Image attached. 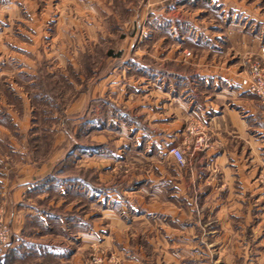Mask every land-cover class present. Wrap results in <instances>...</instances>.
<instances>
[{
    "label": "rangeland",
    "instance_id": "1",
    "mask_svg": "<svg viewBox=\"0 0 264 264\" xmlns=\"http://www.w3.org/2000/svg\"><path fill=\"white\" fill-rule=\"evenodd\" d=\"M159 1L163 2L0 0V122L8 132L0 138V151L7 152L13 143H18L25 149L22 158L28 156L31 160L43 162L52 158L50 175L55 178L56 185L66 178L74 181L81 177L86 182L88 196L85 200L79 201L73 192L63 196L55 187L54 191L35 203L53 213L46 219L50 229L34 221L40 232L38 236L48 234L52 237L49 239L54 240L55 253H67L70 264H212L211 260H217L221 250H209L207 244L217 246L227 240L228 236L219 229L222 225L228 224L231 229L241 228L240 233L232 234L235 235V243L248 239V243L252 244L255 233L264 234V158L257 160L260 164L255 167V160L247 154L248 150L241 157L246 166L240 172L246 174L247 182L257 183L256 188L248 185V191L243 196L239 195L242 189L239 181L232 178L229 191L232 200L226 199L229 179L215 162L209 168L210 175L204 177L199 185L194 177L196 171L190 173L188 162L197 151L206 148L217 150L220 146V139L212 132H206V123L199 117L184 120V132L178 143L173 145L185 156L186 163L179 167L181 172H185V183L190 184L178 196H167L170 189L163 186L168 192L164 199L148 200L143 196L142 189L130 194V187L124 184L127 176L143 178L144 152L133 146L136 138L133 140L130 133L125 136L126 128L122 137L115 132L117 122H109L110 113L117 112L114 118L118 115V120L124 121L128 107H134L126 103L128 88L133 89L131 81H137L136 86H139V82L148 76L126 70L121 77L128 84L109 91L104 97L96 98L91 94L100 78L112 71L115 62L128 61L123 52L138 49L152 53L158 48L159 39L165 37L163 43L167 50H175L176 53L180 49L182 52L189 50L191 55L184 56L186 59L182 61L185 64L167 60L164 66L181 71V76L190 78L192 71L196 70L192 66L193 58L207 49L206 45L193 46L189 33L191 27L207 28L210 23L216 24L214 33L224 37L227 21L240 20L248 37L256 36L263 40L256 44L252 40H249L251 43L247 41L248 49L242 57L235 54L229 42L222 40L216 45L226 52L218 53L214 59L217 64L226 61L237 72H243L240 82L250 76L253 66H257V81L264 85V0H226L236 7L228 11L221 10L224 0H216L211 6L208 0H197V3L187 5V0H167L173 5L164 14H158L159 8L154 4ZM174 4L178 6L177 10ZM179 7H183L182 10H178ZM241 8L243 10H239ZM199 9L204 11L197 13ZM175 18L183 23L181 33L185 35V42L182 46H177L171 33L170 25ZM156 20H164L161 27ZM135 37H141V40L133 42L130 39ZM237 47L234 45V48ZM110 50L119 57L108 58ZM141 60L154 64L150 58ZM211 60L205 59V62ZM183 77L179 74L165 76L167 85H176L172 93L175 91L176 95L181 93L184 96L188 89H193L198 103L204 96L216 99V90L211 82L195 79L190 84ZM248 93L256 106V114L248 115V122L254 128V118L264 121V96ZM84 95H87L86 107L80 108V98L82 101ZM137 95L143 98L144 93L138 92ZM116 97L119 98L117 111L115 105L111 106ZM8 110L23 116L20 123L23 134L9 119ZM240 113L246 116L244 111ZM88 120L93 121L90 124ZM107 122L108 129L113 131H99L100 128L107 129ZM100 134L108 138H100L103 142L92 138ZM79 144L83 148L97 147L102 153V157L89 155L86 171L78 166V152L75 157H66V153L73 148L78 149ZM8 156L9 160H14V155ZM168 156L155 161H169ZM112 165L113 171L110 170ZM237 171L239 173V170H234L231 174L235 178H238ZM152 172L158 175L157 171ZM122 177L124 181H119ZM93 191L102 194L103 198L97 201ZM105 209L110 212H105ZM60 217L64 218V222L60 221ZM0 218L10 234L1 212ZM78 220L85 222L80 234L72 226ZM209 230H215L211 239ZM229 249L225 254H233L234 261L240 264L242 256L234 254L239 253L234 247ZM254 249L251 246L247 251L248 258L257 253L264 255V245ZM224 255L219 259H225ZM261 264H264V259Z\"/></svg>",
    "mask_w": 264,
    "mask_h": 264
},
{
    "label": "crops",
    "instance_id": "2",
    "mask_svg": "<svg viewBox=\"0 0 264 264\" xmlns=\"http://www.w3.org/2000/svg\"><path fill=\"white\" fill-rule=\"evenodd\" d=\"M215 1L216 0H208L209 5L211 6V4H214ZM193 2L197 3V0H187L186 5L188 3L192 4ZM154 4L159 8L160 12L158 14H164L165 10L173 5L172 3L168 4L167 0H163V2L159 1L158 3L155 2ZM175 4L174 8L177 10L178 6ZM231 4L232 3H228L226 0L222 1L221 10L228 11L230 8H236ZM182 6H184V4H182ZM182 8L183 7L178 10H182ZM239 10L243 9L241 8ZM203 11V9H199L197 13ZM156 21H158L157 24H159L160 27L162 26L161 24L164 23V20H162L163 23L161 20ZM182 24L183 23L179 22V20L176 21L175 18V21L170 25L171 33L173 32V37L175 38L177 46H182L185 42V35L181 33V29L183 28ZM215 25L216 24L210 23L207 28L192 26L189 31L192 36L190 39L193 46H207L206 50H201L200 55L197 54L193 58L192 66L196 70H194V73L192 71L190 78L181 76V71H173L164 66V62L167 60L174 61L176 64H185L182 60L186 58L181 49L177 51V53L175 50H167L166 44L163 43L165 37H161V39H159L158 48L154 49L152 53L138 49L123 52L124 54L126 53L125 58H127L128 61L122 60L119 63L114 61L115 66H113L112 71L100 78V81L95 85L93 93L91 94L96 96V98H100L104 97L109 91L128 84L127 81L124 82V79L121 77L122 73L126 70H135L148 76L146 79L139 82V86H136L137 81H131L133 89L128 88L126 103L134 107L131 109L128 107L126 110V119L124 116V121L123 119L119 121L118 115L114 118L113 115L118 114L115 111L111 112V115L109 114L112 116L109 122H117V130H115V132L120 133L119 136L122 137L125 134L124 129L126 128L125 136H129L130 133L133 140L136 138V143L134 140L133 146H136L138 149L141 148L144 152L143 169L145 174L143 178L136 179L134 175H131V177L127 176L125 178L127 179L126 181H124V177L119 180L124 181V184H127V188L130 187V194L138 193V190L142 189L143 196L148 197V200L164 199V196L168 192L163 186L170 189V193H168L167 196L176 197L183 191L185 186L190 185L188 182L185 183V178L183 176L185 172H181L179 164L173 161L172 156H168L166 148L178 143L177 140L181 138L184 132V120L193 116L199 117L206 123V132L208 134L212 132L213 136L220 139V146L217 150H209L206 148L197 151L192 160L188 162V165H191V167L189 166L190 168L188 167L191 171L190 173L196 171V176L194 174L196 178L195 181L200 185L204 177L207 178L210 175L211 172L209 168L212 166L211 164L215 162L219 164L223 175L229 179L228 182L226 181L228 185V192L226 194V196H228L226 197L227 200H232V193H229V191L231 190L233 179H237L242 187L239 195L243 196L248 191V185L256 188L257 183L247 182L246 174L240 172L243 166H246L241 157L244 156L246 150H248L247 154L252 156V159L255 160L253 163L255 167L260 164H257V162L264 158V121L254 118V128L248 122V115L256 114V106L252 104L253 99H251V95L240 85V78L241 76L243 77L244 73L240 71L237 72L230 64H226V61L222 64H217L214 58L218 53L226 52L222 49H218L219 47L216 45L218 42H229L231 44L230 48L233 49L235 54L237 53L239 57H242V54L246 53V49H248L247 41L252 40L254 44H256L263 39H258L256 36L253 38L248 37L243 31L240 20L230 19L227 21L224 26L225 35H223L226 38L221 37L220 34L214 33L216 28ZM130 39L133 42H139L141 37ZM249 43L251 42L249 41ZM234 45L238 47L234 48ZM262 45H264V41ZM249 48L252 49V47ZM123 53L118 54L121 56ZM107 54H109L107 56L108 58L119 57L118 55H113L111 50L108 51ZM145 58H150L154 64H147L146 60H141ZM210 58L213 60L205 62V59ZM167 74H179V77H183L184 80L190 84L191 82H195V79L198 81L204 80L206 83L211 82V84L214 85L217 97L216 99H209V96H204L201 99L202 101L198 103L197 95L193 92V89H188L184 96H181V93L176 95L175 91L172 93L176 85L173 83L167 85L165 83L166 81L164 78ZM139 89L140 91H138ZM142 91L144 96L143 98H139L137 94ZM217 98L220 99L217 100ZM118 99L119 98L116 97L114 103H111L112 107L115 105L116 108L114 107V109L116 111L119 107L117 103L119 101ZM86 102L87 95H84L82 101L80 98V108L86 107ZM241 111L245 112L247 118L241 115ZM8 113L10 116L9 119L19 128V133L23 134L24 129L20 126L23 119L21 117L23 116H19L10 110H8ZM92 121L93 120H88L87 123ZM2 125L4 124L2 123ZM106 126L107 129L100 128L99 131L111 133L113 130L110 128L108 129V122ZM7 133L8 132L1 126L0 122V138ZM92 138L97 142H103L100 141V138L108 137L100 134L94 135ZM13 144L14 145H11V149L7 152L0 151V212L4 222L10 228V239L4 248L3 254L0 256V264H70V259L66 256L67 253H62L61 255L55 253L54 240L49 239L52 237H49L48 234H46L45 237L38 236L40 232L36 226H34V221L50 229L51 226L46 219L51 217L53 213L46 209H42L40 206H36L35 203L45 198L49 192L54 191L55 187H57L58 193H61L63 196L73 192L72 194L76 196L79 201L85 200L88 196L87 184L83 178L79 177L74 181L71 178L63 179L62 183H57L58 185H56L54 183L55 178L50 175V171L53 167L52 158L46 162L31 160L28 156L22 158L21 156L25 154L23 145H19L18 143ZM83 147L84 146L79 144L78 149L73 148L68 151L66 157H75L78 152L76 156L79 159L78 166L80 169L83 168L82 170L86 171L88 167L86 159L89 155L93 157H102V153H100L97 147ZM8 154L14 155V160H9ZM162 156H168L170 160L155 161V159ZM237 158L239 162H237ZM209 161L211 163H209ZM113 168L114 166L112 165L110 170L113 171ZM100 169H102V167H100ZM234 170H239V173L237 171L238 178L231 175ZM152 171H157L158 175H154ZM140 181H142V185ZM192 181L194 182V180ZM255 194L258 195V192L256 191ZM208 195L209 194L206 196ZM89 196L92 195L90 194ZM94 197L99 201L103 198V195L94 192ZM105 212L109 213L110 210L105 209ZM59 219L61 222H64L63 217ZM28 222L32 224L28 225ZM84 224V221L78 220L75 221L72 226L73 228L76 227L74 228L76 229V233L80 234ZM62 227H65V224H62ZM49 229L46 231H49ZM68 229L70 228H67V230ZM219 229L223 230V235H227L228 238L217 246L214 243L207 244L209 250H221L218 253L217 260H211L212 264H237L233 259V254H225L227 249H233V247L239 252V255L236 252H234V254L239 257L242 256L243 260L241 259L242 262L240 264H261V260L264 259L263 254L257 253L250 255L248 258L247 251L250 250L251 246H254V250H256L257 246L264 245V234L260 235V233H255L256 236L254 239H251L252 244L248 243V239L235 243V235L233 236L232 234L240 233L241 228L239 226L231 229L228 224H224ZM214 231L209 230V239L215 235ZM82 233V235H86V233ZM211 246H213V248ZM241 251L242 254H240ZM222 255H224L225 258L223 260L219 259Z\"/></svg>",
    "mask_w": 264,
    "mask_h": 264
},
{
    "label": "built area",
    "instance_id": "3",
    "mask_svg": "<svg viewBox=\"0 0 264 264\" xmlns=\"http://www.w3.org/2000/svg\"><path fill=\"white\" fill-rule=\"evenodd\" d=\"M184 56H190L191 52L189 50L183 51ZM258 67L253 66L251 69V74L249 77L242 78L240 84L242 87L245 88L246 91L256 94L258 96L263 97L264 96V85L259 83L257 81L256 75L258 74ZM168 154H170L174 160L179 165H184L186 163L185 156L183 152L178 149L176 146H170L167 148ZM10 234L9 230L4 224L2 223V220L0 218V256L4 252V248L6 244L9 242Z\"/></svg>",
    "mask_w": 264,
    "mask_h": 264
}]
</instances>
